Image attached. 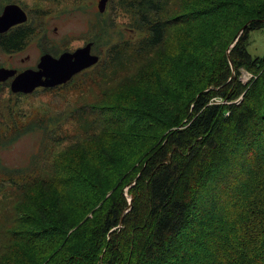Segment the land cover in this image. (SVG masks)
Returning a JSON list of instances; mask_svg holds the SVG:
<instances>
[{"label": "trees", "instance_id": "16d2710c", "mask_svg": "<svg viewBox=\"0 0 264 264\" xmlns=\"http://www.w3.org/2000/svg\"><path fill=\"white\" fill-rule=\"evenodd\" d=\"M110 2L90 31L106 45L115 13L128 19L137 37L103 60L131 45L126 75L68 112L0 97V146L43 134L29 166L7 171L0 264H264V54L246 49L264 0ZM70 122L77 133L55 134Z\"/></svg>", "mask_w": 264, "mask_h": 264}, {"label": "rangeland", "instance_id": "374dc122", "mask_svg": "<svg viewBox=\"0 0 264 264\" xmlns=\"http://www.w3.org/2000/svg\"><path fill=\"white\" fill-rule=\"evenodd\" d=\"M0 0V8L4 4L14 3L21 10L24 9L32 20L33 34L27 39L23 49L8 58L0 52V63L8 61V65L14 69L22 70L34 67L37 57L41 53L48 51H71L82 47L87 41L96 43L95 37L90 28L99 18H106L110 21L111 13L109 10L110 0H107L103 12L99 13L96 9L95 0ZM115 35H111L109 43L106 45H94L100 61L81 73L76 74L65 84L51 88H37L28 95L22 105V109H31L35 112H68L83 105V102H90L98 94L97 81L106 79L109 84L126 75L134 63L133 56L128 49H113V59L110 65L103 60L108 48L115 43L117 36L122 40H134L136 32L127 26L128 19L115 13L113 19ZM28 22V19H27ZM92 37V38H91ZM247 53L250 57H259L264 54V26L263 28L252 31L249 34ZM22 59V61H20ZM103 64V65H102ZM105 64V65H104ZM105 67L101 78L97 75L100 66ZM91 76V77H90ZM250 76L241 71L240 79L244 83ZM3 88L0 97L8 96L7 84H0ZM66 89L62 92L61 89ZM41 89H45L41 91ZM49 89V90H46ZM11 93V92H10ZM13 94V93H12ZM18 94V93H16ZM13 99V97H12ZM78 132V128L73 122L64 124L57 131L58 135H72ZM43 134L40 131L28 133L20 136L11 144L0 146V207L6 210V201L11 190L9 183L15 178L14 173L7 172L10 169L28 167L33 155L38 153L40 140ZM10 180V182L8 181ZM126 189H124L125 191ZM1 212V213H4Z\"/></svg>", "mask_w": 264, "mask_h": 264}, {"label": "water", "instance_id": "95a60500", "mask_svg": "<svg viewBox=\"0 0 264 264\" xmlns=\"http://www.w3.org/2000/svg\"><path fill=\"white\" fill-rule=\"evenodd\" d=\"M107 0H97L96 9L103 12ZM26 16L16 5H6L0 14V33L10 26L24 22ZM90 43L72 53H62L57 59L42 55L36 65L37 70H25L13 77L9 91L13 94H29L34 89L51 88L65 84L79 71L97 63L98 57L89 54ZM14 70L0 69V82L13 76Z\"/></svg>", "mask_w": 264, "mask_h": 264}, {"label": "flooded vegetation", "instance_id": "af4514ba", "mask_svg": "<svg viewBox=\"0 0 264 264\" xmlns=\"http://www.w3.org/2000/svg\"><path fill=\"white\" fill-rule=\"evenodd\" d=\"M95 1H96V3H97V0H95ZM6 5H12V3L2 5L1 8H0V14H1V12H2L3 7L6 6ZM13 5H14V3H13ZM95 5H96V4H95ZM22 11L24 12V14H25V16H26L25 21L22 22V23H20V24L12 25V26H10L5 32L0 33V39L3 38V37H4V39H5V38H8V37L11 36V35H13V36L15 37V33H16V31H17L18 28L23 27V26H28V25H31V24H32V20H31V19L29 20V15H28L27 11H25L24 9H22ZM27 19H28V22H27ZM30 37H31V35H28V37L24 39V45L26 44L27 39L30 38ZM88 43L91 44V45H90V49H89V54H90V55H93V56H97V57H98V61H97V63H98V62L100 61V58H99V56H98V53H96V51H95V47H94L95 44L92 43L91 41H87V43H85L82 47H84V46H85L86 44H88ZM24 45L21 46V48H20L19 50H17V51L15 50V47H14V46H9L8 49H7L6 51H4V50L0 47V52H1L2 54L6 55L8 58H11V57L14 56L15 53L21 51V50L23 49ZM82 47H80V48H82ZM73 51H74V49L71 50V51H67V52H65V51H61L60 53H59V52H56V51H48V52H46V53H41V54L37 57V62H36V64L34 65V67H31V68H25V69H22V70H18V69H14V68H12L11 66L8 65V61H6V62L3 63V64L0 63V69L14 70V71H15V73H14L13 76L7 78L4 82H0V84H4V83H6L8 89H9V84H10V82L12 81V79H13L14 76H16L17 74H19V73H21V72H23V71H25V70L36 71V70H37L36 65H37V63L39 62V58H40L42 55H44V54L49 55V56H50L51 58H53V59H57L62 53H72ZM20 61H22V59H21ZM89 68H90V67H88V68H86V69H83V70L79 71L77 74H81V73L87 71ZM75 75H76V74H75ZM73 76H74V75H73ZM73 76H72V77H73ZM72 77H71V78H72ZM38 88H40V87H38ZM36 89H37V88H36Z\"/></svg>", "mask_w": 264, "mask_h": 264}]
</instances>
